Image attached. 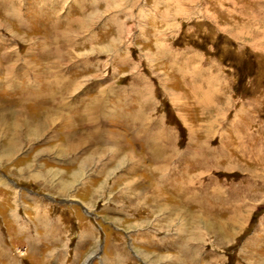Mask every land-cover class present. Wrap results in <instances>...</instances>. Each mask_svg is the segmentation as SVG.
Wrapping results in <instances>:
<instances>
[{"label": "rangeland", "instance_id": "374dc122", "mask_svg": "<svg viewBox=\"0 0 264 264\" xmlns=\"http://www.w3.org/2000/svg\"><path fill=\"white\" fill-rule=\"evenodd\" d=\"M0 264H264V0H0Z\"/></svg>", "mask_w": 264, "mask_h": 264}, {"label": "bare ground", "instance_id": "6f19581e", "mask_svg": "<svg viewBox=\"0 0 264 264\" xmlns=\"http://www.w3.org/2000/svg\"><path fill=\"white\" fill-rule=\"evenodd\" d=\"M10 68H12V67H10ZM10 68H8V69H10ZM92 108H93V107H92ZM89 110H90V109H89ZM89 110H88V111H89ZM94 111H95V110H94ZM91 116H92V115H91ZM54 117H55V116H54ZM48 118H49V117H48ZM45 119H46V118H45ZM47 120H48V119H46V121H47ZM9 146H10V145H9ZM186 199H187V198H186Z\"/></svg>", "mask_w": 264, "mask_h": 264}, {"label": "crops", "instance_id": "0c3cea01", "mask_svg": "<svg viewBox=\"0 0 264 264\" xmlns=\"http://www.w3.org/2000/svg\"><path fill=\"white\" fill-rule=\"evenodd\" d=\"M10 68V67H9ZM6 71H8V68H7V70ZM6 74H7V72H6Z\"/></svg>", "mask_w": 264, "mask_h": 264}]
</instances>
